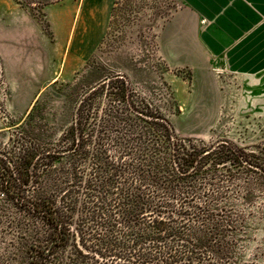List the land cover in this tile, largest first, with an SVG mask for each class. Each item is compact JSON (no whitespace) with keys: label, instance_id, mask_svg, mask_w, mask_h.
Here are the masks:
<instances>
[{"label":"trees","instance_id":"16d2710c","mask_svg":"<svg viewBox=\"0 0 264 264\" xmlns=\"http://www.w3.org/2000/svg\"><path fill=\"white\" fill-rule=\"evenodd\" d=\"M14 1L35 17L53 3ZM101 72L58 139L33 109L21 164L0 153V264H264V141L177 136L167 82L146 93Z\"/></svg>","mask_w":264,"mask_h":264},{"label":"rangeland","instance_id":"374dc122","mask_svg":"<svg viewBox=\"0 0 264 264\" xmlns=\"http://www.w3.org/2000/svg\"><path fill=\"white\" fill-rule=\"evenodd\" d=\"M50 1L35 17L14 0H0V153L10 152L11 164H21V124L30 111L46 136L58 139L101 71L121 72L146 93L163 95L161 82H167L179 109L171 116L177 136L244 147L264 141V79L255 85L219 73L222 95H196L189 70L164 72L153 38L177 10L175 0H122L114 14L116 0ZM52 5L60 8L48 14ZM22 12L32 22L25 35ZM262 237L251 231L245 252H253Z\"/></svg>","mask_w":264,"mask_h":264},{"label":"crops","instance_id":"0c3cea01","mask_svg":"<svg viewBox=\"0 0 264 264\" xmlns=\"http://www.w3.org/2000/svg\"><path fill=\"white\" fill-rule=\"evenodd\" d=\"M175 1L177 10L155 31L156 52L167 67L190 71L196 95H222L219 73L263 81L264 0ZM52 8L60 7H47L48 14ZM21 14L25 35L32 22Z\"/></svg>","mask_w":264,"mask_h":264}]
</instances>
